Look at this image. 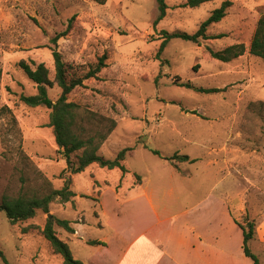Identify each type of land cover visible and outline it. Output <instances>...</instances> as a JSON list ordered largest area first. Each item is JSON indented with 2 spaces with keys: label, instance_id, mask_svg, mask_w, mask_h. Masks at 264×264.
I'll return each mask as SVG.
<instances>
[{
  "label": "rangeland",
  "instance_id": "374dc122",
  "mask_svg": "<svg viewBox=\"0 0 264 264\" xmlns=\"http://www.w3.org/2000/svg\"><path fill=\"white\" fill-rule=\"evenodd\" d=\"M185 1L167 0L165 17L154 29L155 0H107L103 5L93 0H0V203L4 195L47 192L46 182L53 189L63 185L59 175L65 163L48 127L49 111L19 101L20 95L36 93L19 63L44 64L53 78L52 50L73 66H88L107 55L98 79L85 81L69 101L90 116L116 122L99 155L112 160L121 150L134 149L124 162L129 173L121 178L118 170L91 166L73 176V202L49 207L50 216L69 221L76 230L68 234L54 226L83 264H117L124 241L130 243L147 229L164 231L170 215L204 200L216 180L210 162L218 181L232 176L228 188L234 221L252 222L255 232L264 223V63L248 54L264 0H214L193 9L184 7ZM224 1L231 3L226 17L207 31L224 37L201 41L200 47L173 39L156 59L161 31L193 34ZM234 44H243L245 54L229 63L211 59L205 49L218 52ZM186 82L226 90L201 95L176 84ZM57 95L56 88L49 92L52 100ZM79 125L87 136L109 124L83 118ZM198 133L203 150L190 144ZM144 146L166 158L179 154L196 162L171 164ZM183 174L191 177L185 181ZM147 192L159 224L147 208ZM47 218L37 212L33 219L11 225L0 212V253L7 264H62L38 230ZM27 227L38 229L23 233ZM249 248L264 264L263 249L255 243ZM241 256L244 264H252Z\"/></svg>",
  "mask_w": 264,
  "mask_h": 264
},
{
  "label": "trees",
  "instance_id": "16d2710c",
  "mask_svg": "<svg viewBox=\"0 0 264 264\" xmlns=\"http://www.w3.org/2000/svg\"><path fill=\"white\" fill-rule=\"evenodd\" d=\"M103 5L107 0H93ZM214 0H186L184 7L198 8L203 4L213 2ZM167 0H155L157 16L152 22L155 29L157 24L165 17L168 9ZM231 7L229 1L221 3L220 7L213 10L210 15L198 27L195 33L187 34L185 32L168 33L161 31V43L156 51V59L160 58L168 43L173 39H180L191 42L197 46H201V41L218 40L224 36H212L207 33L208 28L212 25L220 23L227 15V10ZM57 37L54 42H56ZM209 57L222 63H229L245 54V46L243 44H234L225 49L214 52L211 48H205ZM248 54L252 57L259 58L264 63V14H262L257 23L249 44ZM53 61V78L51 71L44 64H28L21 61L18 67L22 70L29 81L35 85L36 93L30 96H19V101L29 108H43L49 111L48 127L52 129L54 142L59 154L65 163V168L61 171L59 179L63 182L61 189H53L49 182L47 192L38 193L31 192L28 194L18 195L16 197L4 195L1 198L0 212H3L11 225L20 222H26L33 219L37 212L49 215V207L51 204H67L73 202L76 194L72 191L73 176L83 173L91 166H97L100 169L112 171L118 170L121 178L128 174L129 171L125 167V159L127 154L134 149L125 148L121 150L114 159H105L99 155V151L116 128L114 120H107L97 115L90 116V113L82 112L80 106L69 101V95L76 88H83L84 82L90 79H98V75L106 68L107 55L103 54L97 58L96 62L88 66H73L64 61L62 55L56 50L51 52ZM161 63H166L162 61ZM178 87H182L201 95H214L225 92L226 88H202L196 87L191 82L176 83ZM54 88L58 89V95L55 100L49 97V92ZM84 114V115H83ZM96 120L98 126H102L104 122L108 123V128L104 131H97L94 134L85 136V130L80 127L82 119ZM149 150L154 156L167 161L171 164L178 163H195L196 160L189 159L186 155L175 154L172 157H163L158 151L143 147ZM242 231V252L246 258L251 260L252 264H260L258 258L251 252L249 242L255 236V228L252 222H246L245 225L236 223ZM54 226H58L68 234H74L70 222L67 220L57 219L50 216L46 219L45 225L40 230L41 236L49 244L53 255L62 259V264H83L75 260L66 242L62 241L56 235ZM33 227L23 229V233H27ZM90 246H105L100 241H89L86 243ZM0 258L4 264L7 261L0 253Z\"/></svg>",
  "mask_w": 264,
  "mask_h": 264
},
{
  "label": "crops",
  "instance_id": "0c3cea01",
  "mask_svg": "<svg viewBox=\"0 0 264 264\" xmlns=\"http://www.w3.org/2000/svg\"><path fill=\"white\" fill-rule=\"evenodd\" d=\"M183 140L187 141L185 138ZM190 144L202 149L201 135L198 133L194 136ZM207 165L212 168L216 180L213 187L205 192L206 198L192 208L170 215L164 221V231L147 229L130 243L124 241L117 264H244V257L241 256L242 231L234 221L231 209L233 191L228 188V183L233 181L232 176L225 175L218 181L216 167L214 170L211 162ZM184 177H187L184 178L187 181L191 176L186 174ZM191 195L193 193L189 192L188 197ZM145 199L157 224L161 223L148 192ZM251 199L249 197L248 201ZM251 243L259 245L264 252V223L258 226ZM99 247H106V244Z\"/></svg>",
  "mask_w": 264,
  "mask_h": 264
},
{
  "label": "water",
  "instance_id": "95a60500",
  "mask_svg": "<svg viewBox=\"0 0 264 264\" xmlns=\"http://www.w3.org/2000/svg\"><path fill=\"white\" fill-rule=\"evenodd\" d=\"M50 217V215H48V218Z\"/></svg>",
  "mask_w": 264,
  "mask_h": 264
}]
</instances>
